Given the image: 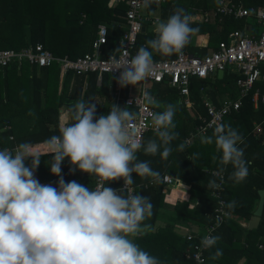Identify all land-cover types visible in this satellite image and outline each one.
Returning <instances> with one entry per match:
<instances>
[{
    "label": "trees",
    "instance_id": "1",
    "mask_svg": "<svg viewBox=\"0 0 264 264\" xmlns=\"http://www.w3.org/2000/svg\"><path fill=\"white\" fill-rule=\"evenodd\" d=\"M109 0H0V49L11 48L20 50L29 45L40 42L54 55L75 59L85 53H91L92 42L96 37L97 26L100 23L106 25L107 41L102 45L101 56L106 57L110 53H116L118 49L117 39L125 30V12L128 8V0H119L114 6L108 5ZM220 0H163L160 3H152L148 10L151 13L157 10L162 21H166L173 14L174 7L183 8L189 15L212 11ZM243 6L253 9H264V0H232ZM149 22H144L145 32L139 34L134 51L138 52L141 46L148 48L147 41L155 38V31L148 28ZM248 24L260 25L252 16L235 18L232 15H215L208 22L191 21V27L198 29L190 36V41L183 49L196 56L206 55L211 50H216L221 41L228 42L232 31L239 29L247 32ZM208 35L206 46L194 44L197 34ZM248 33V32H247ZM152 51L153 60L175 57L162 55ZM86 75L88 76L86 78ZM237 75L229 69L224 71L222 77L217 72L210 73L205 78L193 77L190 80V98L194 101L197 111L205 114L203 98L208 97L219 105L225 99H218L225 92L228 99L239 96L236 84ZM73 78V86L69 93L67 84ZM97 74H62L59 64L38 68L28 63L20 68L15 65L0 69V150H13L21 143L35 144L47 141L54 135H60L59 110L66 99L69 103V117L67 125L73 122L72 107L80 98L89 101V95L98 93L102 96L115 98L110 90L113 77L105 73L101 76L97 85ZM87 81V82H86ZM86 82L85 90L81 91ZM167 79L159 82L152 81L149 92L156 103H151L157 113L165 110L168 104L176 105L174 132L178 133L176 139L170 142L172 148L167 158L162 156L163 146L155 155H146L141 149L137 153L138 161H147L153 171L159 176L142 178L136 173L132 174L135 194H141L150 198L153 204V215L148 222L153 224L158 216L160 208L164 205V198L170 187L163 182L162 177L169 174L171 177L188 182L189 191L196 195L197 200L193 206H187L186 201H177L174 205L178 213L197 220L204 225L213 221L216 200L211 196V189L207 185L216 177L211 170L217 169L224 172L225 190L223 197L226 200V209L232 214L215 232L214 236L220 237L217 243L205 252L206 260L203 264H211L213 260L221 264H236L240 260L244 264H264V207L260 222L253 230L246 229L240 220H248L258 200V190L264 189V104L253 105V93L256 89L264 90V75L255 81L252 88L241 98V105L237 111H232L225 118L223 125L236 129L243 138L244 143L238 145L244 148V158L249 162V174L240 184L229 179L233 171L232 165L226 167L220 165L221 153L214 143L215 130H209L205 137H195L188 144L184 143L185 136L198 122L186 111V106L178 102V92L168 86ZM83 92V94H82ZM128 93L127 87H121L120 96L125 99ZM96 104L97 118L107 115L112 104L109 101ZM121 108H125L123 103ZM256 125L261 131L255 132ZM15 128L27 129L22 135H15ZM212 137L213 143H204V139ZM149 140L159 138L153 130H149L141 143L147 144ZM185 144L183 151L179 145ZM40 165L36 169V177L39 182L47 181L54 187H58L60 177L51 173L53 161L52 152L40 155ZM213 157H216L214 160ZM31 157L26 160V165H31ZM65 182L73 180L89 187L92 190L95 175H89L76 169L70 171L72 165L66 158L61 165ZM223 169V170H222ZM123 179L106 184L107 187L120 189ZM175 184V183H174ZM173 184V185H174ZM122 195L127 196L126 191ZM236 202L234 209L227 205ZM143 250L158 258L161 264H195L186 258V250L192 245L185 237L177 235L171 225L144 230L140 236L134 238ZM260 245H262L260 247ZM222 250L223 255L213 259V254Z\"/></svg>",
    "mask_w": 264,
    "mask_h": 264
},
{
    "label": "clouds",
    "instance_id": "2",
    "mask_svg": "<svg viewBox=\"0 0 264 264\" xmlns=\"http://www.w3.org/2000/svg\"><path fill=\"white\" fill-rule=\"evenodd\" d=\"M152 2L144 0V6ZM191 19L183 8L174 7L166 21L157 23L148 48L141 46L132 58L125 54L114 62L113 70H120L118 84L136 86L155 75L149 48L162 55L181 54L198 30L191 27ZM145 98L156 103L148 93ZM90 101L78 100L72 107L73 122L46 141L53 154L51 173L60 177L58 187L41 184L35 177L41 156L29 143H21L14 151L0 150V264H161L134 241L142 223L153 215L150 198L122 193L133 183V173L142 178L159 176L149 162L138 161L137 153L143 149L146 155H155L163 146L162 156H169L170 142L178 136L173 131L176 105L168 104L164 111L152 114L153 131L160 143L149 140L144 145L129 132L134 113L127 107L112 104L107 115L97 118L96 104ZM214 137L220 165H232L229 179L242 183L249 174L244 148L238 146L244 143L242 135L221 125ZM203 142L213 143V138ZM184 148L181 143L179 150ZM29 157L30 166L25 163ZM66 158L72 165L70 171L95 175L100 186L90 190L75 180L66 183L61 175ZM121 179L124 187L119 190L105 186ZM207 187L219 185L212 180ZM227 207L234 209L236 202ZM216 219L221 220L220 216ZM219 239L204 236L200 246L210 249ZM222 255L218 249L212 258Z\"/></svg>",
    "mask_w": 264,
    "mask_h": 264
},
{
    "label": "built area",
    "instance_id": "3",
    "mask_svg": "<svg viewBox=\"0 0 264 264\" xmlns=\"http://www.w3.org/2000/svg\"><path fill=\"white\" fill-rule=\"evenodd\" d=\"M162 1L154 0L152 3H160ZM148 8L144 6V0H128V8L125 12V30L117 39L118 50L116 53H110L106 57L101 56L102 45L107 41L108 30L104 24H100L97 27L96 37L92 42L93 51L91 53H85L75 59L68 57V55L58 56L46 49L40 42L20 50L1 48L0 69L11 65L20 67L24 63L37 67L60 64L65 72L78 74L96 73L98 80L101 79L103 74H109L114 79L110 84V89L115 96L113 104L121 107L123 103L128 110L130 107H135L136 109L135 111L129 110L134 113V119L130 122L129 132L132 134V138L138 142H142L147 131L153 130L151 116L153 113H157L145 98V93L152 97L149 92L148 82H159L167 79L168 86L175 88L178 95H180L179 102L196 111L198 122L185 136L184 143H190L195 137H205L209 130H215L223 125L224 118L229 113L239 109L241 98L248 93L255 81L264 75V28L259 36H252L245 31L236 29L231 32L228 42H219L216 50L203 56H196L182 51L181 54H176L172 58L153 60L155 75L137 84L138 91L134 94L131 93L132 85H128L127 96L122 99L120 96L121 86L117 82L120 70H113L114 62L120 60L125 54L129 59L135 56L137 52L134 51V47L139 34L142 33V26H145L144 22L147 21L154 25L159 20L157 17H150ZM213 14L232 15L238 19L252 16L259 24L264 25V9L255 10L243 6L241 3L236 4L232 0H222ZM201 17L205 21L208 19L206 13ZM227 69L238 76L236 84L239 89V96L235 99L226 98L219 105L206 98L203 100V107L206 112L205 114L200 113L195 109V103L190 98L191 78H205L210 73L218 70L224 72ZM252 100L253 102L264 104V90L256 89ZM260 131V126L256 125L255 132L258 133ZM211 174L216 177L215 181L219 185L218 188L211 189V196L216 200L213 221L205 225L201 231L188 233L185 236L192 243L191 247L186 250V258L192 260L195 264H203L206 260L205 252L208 249L205 250L200 246L201 239L204 236H214L222 223L231 216V213L226 209L227 203L223 197V191L225 190L224 172L213 169ZM162 180L170 186L175 183L174 178L168 174L163 175ZM98 186L100 185L97 177H95L92 190H95ZM123 187L124 182L120 189ZM129 192L135 194V187L132 184L128 186L126 194L128 195ZM217 216H220V222L217 221Z\"/></svg>",
    "mask_w": 264,
    "mask_h": 264
},
{
    "label": "crops",
    "instance_id": "4",
    "mask_svg": "<svg viewBox=\"0 0 264 264\" xmlns=\"http://www.w3.org/2000/svg\"><path fill=\"white\" fill-rule=\"evenodd\" d=\"M118 1L119 0H109L108 1V5L109 6H114ZM179 1L185 2L186 0H179ZM221 1L222 0L219 1V4L217 6L220 5V2ZM214 10H212V11H204V12H201V13H199V12L194 13V14L190 15L191 18H192L191 21H194V22H208L215 15H222V14H215L214 15L213 14ZM205 13L208 15V19L206 21L203 20L202 17H201ZM151 16H152V18L157 17L159 19L157 21V23L160 22V21H162V19L160 18L159 14H158V11L156 9L153 10L150 13V17ZM145 22H147V21H145ZM157 23L154 24V25H152V24L149 23L147 27L150 28V29H153V31H154ZM100 24H103V23H100ZM100 24H98V25H100ZM260 25H258V26H252L251 27L248 24V26H247L248 27V30H247L248 34L249 35H252V36H259L260 33L263 31V28H264V27L261 28ZM145 28H146V26H145ZM207 40H208V35L206 33H200V34H197L195 36V38H194V44L197 45V46H206L207 45ZM211 51H213V50H211ZM211 51H209L208 53H210ZM20 67H17V68H20ZM38 68H40V67H38ZM62 74L63 75L64 74H68V72H65L63 70V68H62ZM71 74L74 75V74H78V73L71 72ZM223 74L221 76H219V77H222ZM87 77L88 76L86 75V78ZM86 82L82 85L81 91H82V89H83V91L85 90V87L87 86ZM151 82L152 81H149L148 82V87H149V85H150ZM98 84H99V80H97V85ZM72 86H73V78H71L70 81L67 84V92L68 93H69V91H71ZM137 86L138 85H136V86H133L132 85L131 93L134 94V93H136L138 91ZM82 94H83V92H82ZM227 97H228V93L225 92L218 99H226ZM206 98L208 100H210L208 97H204L203 100L206 99ZM78 100H81V99L79 98ZM89 100H91L92 102H95V103H104L105 101H109L112 104V102H113V98L112 97H110V96L109 97L102 96V95H100L98 93H93V94L89 95ZM179 100H180V95L178 97V102H179ZM70 101H71V99H69V98L66 99L65 104H63L61 106L60 110H59V112H60V114H59V128H61L62 126H66V124H67V120H68L69 112H70L69 111V103H70ZM149 104L151 106V103H149ZM258 104H259V102H253L254 107H257ZM195 109H196V107H195ZM186 111L193 118L196 117V113H195L196 111L194 109H192L190 107L189 108L186 107ZM13 130H14V134L15 135H22L24 133V131H26L27 129L15 128ZM31 146H32V151L34 153H38L39 155L44 154V153L51 152V149H50L49 145L46 143V141H44V142H38V143H35V144H31ZM17 147L18 146H15L12 151H14ZM262 153H264V146L262 148ZM35 177H36V173H35ZM176 179L177 180L175 181V184L172 185V187H170V186L167 185L168 187H170V190L165 195L164 205L160 208V210L158 212V216H157L155 222L153 224H151L150 222H148V219H146L142 223V225H141L140 233L138 234V236H140V234L143 233L144 230H151V228L163 227L165 225H171L173 231L177 235H180L182 237H185L186 234H188V233H196L198 231H201L204 228L205 225L203 223H201V222H199L197 220H194V219H192V218L184 215V213H178L175 210L174 205H176L178 203L177 202L178 200L179 201H183V202L184 201L187 202V206L182 209L183 211H187L186 208L187 207L190 208L191 206H193L195 204L196 200H197L196 195L192 194L189 191L191 185L188 182L183 181L182 179H179V178H176ZM41 184H48V182L47 181H44V182H41ZM255 208H256V205H255ZM247 221L246 220H244V221L243 220H240V222H241V224L243 226H246ZM212 264H221V263L219 261L213 260L212 261Z\"/></svg>",
    "mask_w": 264,
    "mask_h": 264
},
{
    "label": "water",
    "instance_id": "5",
    "mask_svg": "<svg viewBox=\"0 0 264 264\" xmlns=\"http://www.w3.org/2000/svg\"><path fill=\"white\" fill-rule=\"evenodd\" d=\"M145 26H142L141 28V32H145ZM224 72L221 70L217 71V75L221 76ZM130 111H135V107H130L129 108ZM258 202L256 205V208L253 210L252 215L250 216V218L247 221V225H246V229L248 230H253L255 228L258 227L259 222H260V218L262 216L263 213V207H264V189H259L258 190Z\"/></svg>",
    "mask_w": 264,
    "mask_h": 264
},
{
    "label": "rangeland",
    "instance_id": "6",
    "mask_svg": "<svg viewBox=\"0 0 264 264\" xmlns=\"http://www.w3.org/2000/svg\"><path fill=\"white\" fill-rule=\"evenodd\" d=\"M260 27L262 28V27H264V25H260ZM257 202H258V200H256V202H255V205H257ZM233 216H232V214H231V216H230V218H232ZM234 218V217H233ZM247 221V220H246ZM247 225V224H246ZM211 264H212V262H210ZM236 264H244V262L243 261H239L238 263H236Z\"/></svg>",
    "mask_w": 264,
    "mask_h": 264
}]
</instances>
